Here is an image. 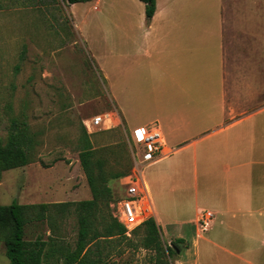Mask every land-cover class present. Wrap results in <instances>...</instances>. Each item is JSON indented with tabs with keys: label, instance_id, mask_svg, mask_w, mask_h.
Returning a JSON list of instances; mask_svg holds the SVG:
<instances>
[{
	"label": "crops",
	"instance_id": "crops-1",
	"mask_svg": "<svg viewBox=\"0 0 264 264\" xmlns=\"http://www.w3.org/2000/svg\"><path fill=\"white\" fill-rule=\"evenodd\" d=\"M212 1L155 0L149 20L140 0L110 17L102 0L69 10L80 36L108 23L90 35L112 126L157 123L173 148L144 179L164 236L182 239L175 264H264V0L238 15Z\"/></svg>",
	"mask_w": 264,
	"mask_h": 264
},
{
	"label": "rangeland",
	"instance_id": "rangeland-1",
	"mask_svg": "<svg viewBox=\"0 0 264 264\" xmlns=\"http://www.w3.org/2000/svg\"><path fill=\"white\" fill-rule=\"evenodd\" d=\"M102 1L107 17L135 11L131 0ZM247 1L236 0L227 12L253 13L247 10ZM212 2L216 13L217 0ZM69 7L67 0H0V142L6 145L13 120L19 126L25 125L32 137L29 162L1 173L0 204H50L44 220L25 225L24 238L45 241L44 260L58 264L63 263L62 252L74 249L78 239L79 210L75 203L92 197L79 161V152L86 144L84 136L92 151V173L105 179L114 195L118 193L120 178L113 175L132 166L129 135L121 122L90 130L85 126L96 115H107L111 121L112 116L118 118L92 58L90 33L99 40L102 27L108 23L94 22L86 31L89 37L80 36ZM71 12L79 20L81 9L71 8ZM258 105L255 102V107ZM131 147L141 154L138 146ZM148 165L142 173L146 180ZM152 205L155 210L153 201ZM107 213L112 215L110 202L99 203L93 209L95 218L88 244L91 258L101 252L103 264H160L153 250L138 244L142 231L136 236L132 232L127 235L132 246L121 238H92L102 231L101 215L107 217ZM164 235L161 231L164 246H171L174 238ZM3 237L4 233H0V264H9ZM175 257L173 252L170 264H175Z\"/></svg>",
	"mask_w": 264,
	"mask_h": 264
},
{
	"label": "trees",
	"instance_id": "trees-1",
	"mask_svg": "<svg viewBox=\"0 0 264 264\" xmlns=\"http://www.w3.org/2000/svg\"><path fill=\"white\" fill-rule=\"evenodd\" d=\"M84 1L88 0H67L69 4ZM140 1L145 5V16L149 20L156 9V2L155 0ZM23 54L24 49L21 52V55ZM84 140L86 144L79 152V161L86 175L92 197L91 199H84L75 203L76 208L79 210L78 239L74 249H65L62 252V264H103L101 252H99L96 258L90 257L91 249L88 244L91 235V223L95 218L92 212L99 203L105 202V204H108L116 196L106 185L105 179H99L92 173V151L86 135L84 136ZM31 149L32 137L26 126H19L13 120L11 128L8 131L6 145L3 146L0 142V177L4 170L26 165L29 162ZM127 171L113 176L120 178ZM71 204L74 203L71 202ZM49 207V203H18L17 201L5 205L0 204V233H4L3 239L9 264H58L44 260L45 241L40 238L27 241L24 238L25 225L33 220H44ZM101 219L103 222L102 231L92 238L103 236V238L108 240L121 238L129 242V237L125 234V227L113 215L107 213V217L101 215ZM141 231L142 237L138 244L144 248L153 250L160 264H170L169 259L173 252L176 253L177 249H179L182 239H174L171 242V246H164L161 238V228L154 217L147 219L140 226L132 229L130 233L132 232V235L136 236ZM94 244L98 248V241ZM128 244L132 246V243L129 242ZM138 244L135 246H138Z\"/></svg>",
	"mask_w": 264,
	"mask_h": 264
},
{
	"label": "built area",
	"instance_id": "built-area-1",
	"mask_svg": "<svg viewBox=\"0 0 264 264\" xmlns=\"http://www.w3.org/2000/svg\"><path fill=\"white\" fill-rule=\"evenodd\" d=\"M107 115H96L85 123L87 130L102 124L112 126V121ZM128 146L132 156V166L129 171L119 179L118 193L110 202L113 217L125 227L128 235L132 229L140 226L147 219L154 217V208L149 191L143 179V168L162 156L168 155L173 148L168 146L157 123H151L137 128L129 133ZM133 144H132V143ZM132 146H138L133 151ZM141 155V156H140ZM211 212L205 211L201 225L205 228Z\"/></svg>",
	"mask_w": 264,
	"mask_h": 264
}]
</instances>
